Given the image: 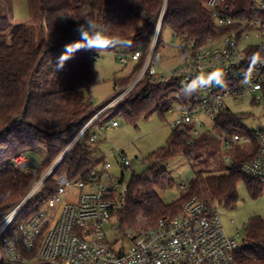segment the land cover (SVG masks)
I'll use <instances>...</instances> for the list:
<instances>
[{"label":"trees","instance_id":"16d2710c","mask_svg":"<svg viewBox=\"0 0 264 264\" xmlns=\"http://www.w3.org/2000/svg\"><path fill=\"white\" fill-rule=\"evenodd\" d=\"M208 0H30L34 12L31 23L14 24L13 17L0 12V211L13 208L28 192L34 182L31 173H21L14 167L15 156L30 150L46 148L47 157L38 169L46 171L68 148L82 127L103 107L113 101L118 90L127 88L135 79L116 81L114 95L101 106H95L92 89L98 83L97 60L105 53L125 56L141 52L136 62L138 73L144 66L161 15L162 27L157 43L160 51L163 32L168 30L195 40L204 46L210 40H219L237 32L240 40L246 31L245 24L255 18L257 6L264 0H224L216 9L218 14L233 17V26L221 27L213 13L206 7ZM8 5V4H7ZM12 13V6L7 9ZM87 15L105 24L110 37L122 41L102 51L82 48L68 59L64 67L56 70L58 58L65 45L80 39L73 34V27ZM82 22V21H80ZM179 49V48H178ZM262 50L246 49L248 56L262 55ZM92 57L94 59H92ZM140 93L125 100L117 109L108 113L109 120L125 121L137 126L140 120L155 113L161 117L169 112L176 98L173 90H180L182 83L175 80L151 83L144 80ZM264 93V89H263ZM168 98V99H167ZM165 99L166 102L162 103ZM192 103V101L190 102ZM190 103L188 105H190ZM245 116L229 109L217 117L214 125L225 135L244 129ZM119 122V121H118ZM91 132V131H90ZM90 132L65 155L53 177L48 179L40 193L28 203L19 217L26 220L38 213L57 189L58 176L78 178L97 160L85 146ZM247 136L256 145L254 152L241 163H233L227 174L200 172L190 182L179 200L166 204L155 192L156 188L170 187L163 164L178 157L194 159L203 145L217 138L203 135L186 139L173 131L166 145L154 152L146 174L133 175L123 220L134 227L139 217L151 222L170 213H178L184 203L194 195H204L218 204L235 208L239 195L237 187L245 183L249 194L257 198L263 185L242 171L244 163L253 158L258 149L254 131ZM245 247L236 258V264H264V220L250 219L246 227Z\"/></svg>","mask_w":264,"mask_h":264},{"label":"built area","instance_id":"2783aa9c","mask_svg":"<svg viewBox=\"0 0 264 264\" xmlns=\"http://www.w3.org/2000/svg\"><path fill=\"white\" fill-rule=\"evenodd\" d=\"M222 2L224 0H208L206 7L212 11L219 26H233L237 22L233 17L216 12ZM7 6L6 2L0 1V12H6ZM262 13L264 2L258 4L255 18L244 25L246 31L240 40L237 32H233L198 46L195 40L175 33L183 63L169 74L160 73L156 68V63L162 59L157 49L162 14L144 66L135 80L128 88L118 90V96L82 127L68 148L42 175L25 153L13 158L16 170L31 173L34 182L13 208L0 211V264H236L237 255L245 247L244 240L238 243L234 237H229L219 204L208 196L194 195L178 213H170L154 223L139 217L134 227L125 225L123 212L127 206L129 183L123 174L116 176L112 173L114 166L109 161V157L119 155L122 165L130 167L131 162L122 149H111L108 157L97 158L76 179L71 180L65 174L58 176L56 192L42 209L26 220L20 221L19 217L40 193L44 183L53 177L67 152L88 132L91 131L85 146L94 155L100 152L99 144L110 138L107 130L120 126L116 120L107 121L109 115L106 113L123 98L135 93L138 85L147 78L151 83L175 80L183 85L193 77L207 75L217 68L225 73L224 87L200 88L197 92L204 95L190 105L180 107L179 114L169 123V127L184 140L215 136L207 130L205 120L215 123L226 108L227 98L238 99L253 94L254 102L262 104L264 64L257 62L250 68L252 57L246 53L248 48H258L263 51L258 60L264 61V18H259ZM76 27L77 24L73 27V34L79 36ZM129 56L120 57V62L125 65L129 61L138 62L142 53ZM169 113H173V108ZM254 136L258 143L257 153L243 164L242 171L264 186V131H254ZM242 141L244 139L239 134L225 135L223 139L226 149ZM181 189L184 191L187 187L183 185ZM66 195L71 198L64 202L62 198ZM107 229L116 233L112 242ZM119 236H123L122 240ZM124 241L128 242V247L120 245Z\"/></svg>","mask_w":264,"mask_h":264},{"label":"rangeland","instance_id":"374dc122","mask_svg":"<svg viewBox=\"0 0 264 264\" xmlns=\"http://www.w3.org/2000/svg\"><path fill=\"white\" fill-rule=\"evenodd\" d=\"M0 1L6 2L8 4L7 7L12 6V13L8 10L4 13L10 18L13 17L12 22L14 24L33 22L34 12L30 0ZM259 18H264V13L260 14ZM162 40L160 48L162 59L156 63V68L160 73L169 74L182 66L183 58L178 49V42L170 31L166 30L163 32ZM120 57L129 58L130 56L120 53H105L97 60L98 83L92 89V100L95 106L103 105L114 95V84L116 81L129 77L133 80L140 73L135 70L136 62L129 61L125 65L120 62ZM140 91L141 89L138 85L135 93L123 98L108 113L114 112L125 100L134 98ZM169 95V99L176 98V101L172 104V114L167 112L161 117L159 113H155L147 119L140 120L137 126H132L119 119L120 126L118 128L107 130L110 138L101 143L103 145L98 153L99 156L96 158L108 157L111 149H122L131 162L130 167L122 165L119 155L109 157V161L114 166L112 173L116 176L123 174L128 183L132 180L133 175L139 176L147 173L151 164L149 157L166 145L173 132L169 127V123L179 114L180 107L188 106L191 101H196L204 94L196 92L190 97H185L180 90H173ZM167 99L162 101V103L166 102ZM225 106L232 113L245 116L243 122L245 128L234 130V133L243 137L244 141L236 144L231 149H226L223 143L225 134L219 131L213 122L205 120L207 130L212 131L217 139L208 145H203L192 161L184 157H178L162 165L166 169L167 177L172 184L170 187L156 188L155 192L166 204L179 200L182 194L186 192L181 187L185 185L188 188L190 182L198 173L205 171L217 175L227 174L231 164L245 161L256 149V145L247 136V131H264V102L256 104L254 95L247 94L238 99L234 97L227 98ZM108 113L106 114L108 115ZM25 154L27 159L39 169L46 160L47 150L44 147L30 150ZM227 159L229 160L228 162L226 161ZM43 173H39V175ZM237 192L239 195L237 206L230 208L219 204V212L229 237H234L238 243H241L245 239L246 227L250 219L259 217L264 220V187L257 198H253L249 194L246 184L243 182L238 185ZM70 198L71 195H66L62 200L67 202ZM107 235L111 240L110 242L116 237V233L108 229ZM119 237L122 240L123 236ZM123 244L124 247L129 245L127 241L120 245L122 246Z\"/></svg>","mask_w":264,"mask_h":264},{"label":"clouds","instance_id":"9594fccd","mask_svg":"<svg viewBox=\"0 0 264 264\" xmlns=\"http://www.w3.org/2000/svg\"><path fill=\"white\" fill-rule=\"evenodd\" d=\"M77 27L75 31L78 33L80 39L65 45L64 53L58 58V62L55 65L56 70H60L64 67L65 62L70 59L75 52L82 48L95 49L96 51H102L106 48L113 47L122 41L110 37L108 34V28L105 24L97 21L95 18L85 15L82 20H76ZM82 21V22H80ZM257 62L264 64V61H259L258 57L254 54L250 68L254 67ZM223 70L217 68L207 75L200 74L189 82L185 83L181 87V93L185 97H190L196 93L200 88L211 87L213 85L224 87ZM248 72L245 73V80L247 81Z\"/></svg>","mask_w":264,"mask_h":264},{"label":"crops","instance_id":"0c3cea01","mask_svg":"<svg viewBox=\"0 0 264 264\" xmlns=\"http://www.w3.org/2000/svg\"><path fill=\"white\" fill-rule=\"evenodd\" d=\"M103 143V142H102ZM103 144H99V146H98V148H99V150H101V146H102ZM97 156H99V154H96Z\"/></svg>","mask_w":264,"mask_h":264}]
</instances>
